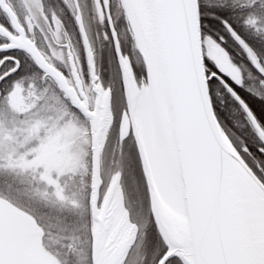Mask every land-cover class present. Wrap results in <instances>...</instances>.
<instances>
[{
  "label": "water",
  "instance_id": "95a60500",
  "mask_svg": "<svg viewBox=\"0 0 264 264\" xmlns=\"http://www.w3.org/2000/svg\"><path fill=\"white\" fill-rule=\"evenodd\" d=\"M120 2L146 83L144 87L138 82L130 60L121 52L117 36L110 27L127 108L120 140L127 139L133 129L137 98L144 87L152 101V120L161 153L183 203L184 219L179 220L161 201L138 138L137 151L150 211L166 247L158 264H167L173 259L181 264H207L210 260L224 264H264V245L246 233L242 221L230 219L225 210L224 187L230 180L245 174L247 166L213 109L208 81L214 76L209 78L205 68L199 0ZM9 17L16 25L14 15L9 13ZM77 25L94 95L92 110L86 101L78 100L62 74L49 65L21 29L18 37L0 29V35L8 42L7 46L0 47V53L20 51L27 55L34 67L56 85L88 122L91 138V264H124L136 226L131 224L124 206L117 202L118 177L107 188L99 204L103 186L102 144L111 118V93L103 91L100 85L80 19ZM67 56L75 87L85 100L69 51ZM15 64L13 70L0 78V83L17 72L18 64ZM219 70L224 76L229 75L222 65ZM43 236V229L32 217L0 197V264H61L44 248Z\"/></svg>",
  "mask_w": 264,
  "mask_h": 264
},
{
  "label": "rangeland",
  "instance_id": "374dc122",
  "mask_svg": "<svg viewBox=\"0 0 264 264\" xmlns=\"http://www.w3.org/2000/svg\"><path fill=\"white\" fill-rule=\"evenodd\" d=\"M123 15L124 27L119 33V41L124 54L132 63L138 82L145 87V74L124 11ZM52 38L59 44L69 46L79 71L84 72L83 51L76 34L66 32L65 35L59 34ZM88 40L100 85L103 91L111 93V118L102 144L103 186L100 200L102 202L107 188L118 177L117 202L124 206L131 224L136 226L133 246L124 264H158L166 252V247L150 211L137 153L138 138L143 145L160 198L168 205L175 204L178 211L183 212V209L181 206L177 208L178 202L172 187L161 170L157 169L156 163L150 159L144 141L148 129L147 119L135 115L133 129L128 138L119 141L126 107L113 50L106 41L107 35L100 32L90 31ZM203 49L205 61H211L215 69L219 64L225 66L235 85L236 79L240 78L244 82V88L264 98V88L259 85L260 79L255 81L247 72L241 71L223 47L209 38H204ZM46 55L60 69L67 70L64 61L67 55L65 50L50 49ZM249 59L258 69L252 56L249 55ZM206 65L208 75H212L213 70L207 63ZM261 79H264L262 72ZM21 85L23 83L20 82L11 84L2 96V107L7 112L0 113V197L39 223L45 234V248L62 264H91L90 193L88 192V197H84L78 189L84 187L85 178L88 176L90 179L91 174L89 124L79 116L69 113L66 104L54 93L52 87L47 85L45 91L36 96L38 93L35 90H25ZM253 88L256 91H252ZM231 143L235 144L232 141ZM235 146L236 150H242L239 145ZM238 154L241 157V153ZM253 166L255 167L254 164ZM89 187L91 188V185ZM84 214L89 218L87 235L84 229ZM66 216H78L75 222L79 223L67 224ZM87 237L88 247L79 245L81 239ZM167 264L180 263L171 260Z\"/></svg>",
  "mask_w": 264,
  "mask_h": 264
},
{
  "label": "trees",
  "instance_id": "16d2710c",
  "mask_svg": "<svg viewBox=\"0 0 264 264\" xmlns=\"http://www.w3.org/2000/svg\"><path fill=\"white\" fill-rule=\"evenodd\" d=\"M199 7L203 40L209 38L218 43L241 71L247 72L255 81L261 79L259 69H264V0H199ZM224 20H227L229 24L222 23ZM249 55L258 65V69L250 61ZM220 78L221 80L215 79L217 83L209 85L218 121L232 142L239 145L241 149L245 143L250 145L259 165L264 166V155L255 151L257 148L264 147V142L253 129L244 106L232 95V92L235 91L247 103L261 126H264V98L244 87L236 86L231 78L222 76ZM19 82L23 83L21 86L25 90L30 88L31 92L35 90L38 93L36 96L41 95L47 87L41 83L37 70L28 62L21 61L20 71L0 86V113L7 112L2 107L4 103L2 96L11 84H19ZM249 162L255 165V161ZM89 175L90 179L88 176L85 178L84 187H78L84 197H88V192H91L89 187L91 174ZM77 218L78 216H66L65 222L78 224L79 222H75ZM83 219H85L84 229L87 235L89 226L87 214H84ZM88 239V237L81 239L79 245L88 247Z\"/></svg>",
  "mask_w": 264,
  "mask_h": 264
},
{
  "label": "flooded vegetation",
  "instance_id": "af4514ba",
  "mask_svg": "<svg viewBox=\"0 0 264 264\" xmlns=\"http://www.w3.org/2000/svg\"><path fill=\"white\" fill-rule=\"evenodd\" d=\"M8 12L14 15L16 25L13 24ZM123 16V9L119 0H0L1 31L12 37H18V30L21 29L25 37L34 43L39 53L44 57L49 65L62 74L68 85L74 90L78 100L81 103L85 101L88 103L90 110L93 106L94 98L91 93L89 74L86 67L83 45L79 36L77 20H81L87 39L90 31L95 33L100 32V34L107 35L108 40L106 41L111 45L115 63L118 69L110 27H112L113 31L115 32L121 51L124 53V49L122 48L119 41V33L124 27ZM66 32H73L76 34V36L79 38L78 40L80 43V48L83 51L85 67L84 72L79 71L75 62V58L72 54L71 55L77 68V74L81 83V89L85 100L79 95L78 90L75 87L69 67V60L67 59L68 56L66 55L64 60L67 70H63L60 69L46 55L47 50L50 49H63L65 50V54L67 50L71 53L68 45L59 44L55 41V39L52 38L59 34L65 35ZM7 45V40L0 35V47ZM14 61L18 64V71L15 73V75L21 69V61L28 62L33 66L29 57L20 51L0 53V78L16 67ZM33 68L35 69L34 66ZM37 72L40 76L41 83L53 88L56 94L66 104L68 112L80 117L78 111L72 107L69 100L66 99L64 95L57 89L56 85L49 78L44 77L42 73L39 71ZM212 72L213 74H216L218 70L215 69V71ZM12 76H9L4 81H2L0 86L4 82L8 81Z\"/></svg>",
  "mask_w": 264,
  "mask_h": 264
},
{
  "label": "snow or ice",
  "instance_id": "6c2138e0",
  "mask_svg": "<svg viewBox=\"0 0 264 264\" xmlns=\"http://www.w3.org/2000/svg\"><path fill=\"white\" fill-rule=\"evenodd\" d=\"M222 23L229 24L227 20L222 21ZM205 62L209 65V68L215 71L211 61L206 60ZM261 72L264 73V69H261ZM214 83H217L215 77L208 81L210 86ZM259 85L264 88V79L259 80ZM236 86L243 87L244 82L237 78ZM252 91H256V89L253 88ZM232 95L244 106L258 136L264 139V126H261L247 103L235 91L232 92ZM233 147H236L235 144H233ZM237 151L241 153V159L247 166V170L245 174L239 175L237 179L226 183L223 190L225 210L230 219H235L237 222L242 221L246 233L264 245V166L259 165L250 145L245 143L243 149H237ZM255 151L264 155V147L257 148ZM250 160L255 161V167L252 163H249ZM207 264H224V262L210 260Z\"/></svg>",
  "mask_w": 264,
  "mask_h": 264
},
{
  "label": "bare ground",
  "instance_id": "6f19581e",
  "mask_svg": "<svg viewBox=\"0 0 264 264\" xmlns=\"http://www.w3.org/2000/svg\"><path fill=\"white\" fill-rule=\"evenodd\" d=\"M135 115H137L138 117L142 116V117H145V119H147L148 129H147L144 141H145V144L148 148L150 159H151V161H154L156 163V165L158 167L157 169L161 170L162 175L165 177V179L169 182L170 186L172 187V190L174 191L175 196H176V200L178 202L177 208H178V206H181V208L183 209V203L181 200V196L179 194V189L176 186V184L174 183V181H173V179L169 173V170L166 166L165 160L163 158V154L161 153L160 143H159V140L157 138L156 128H154L153 120H152L153 119L152 101H151V98L147 94L144 87H141L138 98H137L136 107H135ZM137 153H138V151H137ZM138 157H139V155H138ZM161 201L163 202V204L167 207V209L176 218H178L179 220L184 219V210H183V212H181L182 210L178 211L176 209L175 204L168 205L162 199H161Z\"/></svg>",
  "mask_w": 264,
  "mask_h": 264
}]
</instances>
